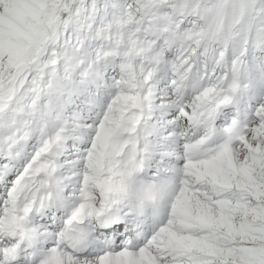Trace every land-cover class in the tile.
<instances>
[{"label":"snow or ice","instance_id":"6c2138e0","mask_svg":"<svg viewBox=\"0 0 264 264\" xmlns=\"http://www.w3.org/2000/svg\"><path fill=\"white\" fill-rule=\"evenodd\" d=\"M0 264H264V0H0Z\"/></svg>","mask_w":264,"mask_h":264}]
</instances>
